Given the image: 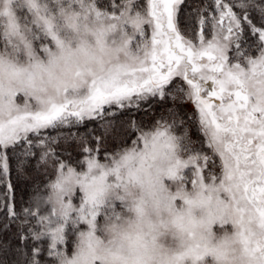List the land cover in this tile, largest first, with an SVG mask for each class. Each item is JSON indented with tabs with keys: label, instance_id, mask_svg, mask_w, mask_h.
Instances as JSON below:
<instances>
[{
	"label": "snow or ice",
	"instance_id": "obj_1",
	"mask_svg": "<svg viewBox=\"0 0 264 264\" xmlns=\"http://www.w3.org/2000/svg\"><path fill=\"white\" fill-rule=\"evenodd\" d=\"M187 4L0 0V264H110L101 222L122 209L142 217L146 199L178 220L179 203L199 207V226L233 229L251 260L264 259V0ZM245 35L258 55L241 50ZM169 99L192 103L199 149L187 128L176 133L175 108L151 124L133 116ZM29 173L54 179L18 203L14 181ZM201 249L196 240L179 264Z\"/></svg>",
	"mask_w": 264,
	"mask_h": 264
},
{
	"label": "clouds",
	"instance_id": "obj_2",
	"mask_svg": "<svg viewBox=\"0 0 264 264\" xmlns=\"http://www.w3.org/2000/svg\"><path fill=\"white\" fill-rule=\"evenodd\" d=\"M88 26H94L90 18ZM90 46L97 56H102L105 63L115 61L116 53L109 49L101 52L96 48L94 40L90 37ZM114 47V46H113ZM135 53V49H132ZM123 59V54H121ZM87 56H81L79 63L84 64ZM175 188L173 187V191ZM193 198H196L195 190L189 189ZM135 199H140L141 193L132 189ZM184 209V218L178 220L174 215L161 213L155 205L146 199L143 216H137L135 212L120 210L118 218L101 222V235L104 244L115 253L117 259L110 264H179L178 257L186 252L199 240L206 244L209 251L201 249V259L196 264H264L257 253V260H251L244 252L242 245L235 239L233 229L217 230L199 226L203 213L199 207H193L189 212L183 203L177 205ZM197 226L193 228V223ZM195 231V239L189 236V232ZM257 231V238L264 242V235ZM78 241H74V248ZM183 264H193L191 258H185Z\"/></svg>",
	"mask_w": 264,
	"mask_h": 264
},
{
	"label": "trees",
	"instance_id": "obj_3",
	"mask_svg": "<svg viewBox=\"0 0 264 264\" xmlns=\"http://www.w3.org/2000/svg\"><path fill=\"white\" fill-rule=\"evenodd\" d=\"M208 2L209 0H188L187 7H184V11L185 13H188L192 11L193 9L200 7L201 3H203L206 6ZM103 10H108V7L105 6ZM258 44H259V41L256 39L255 36L245 35L243 39L241 40V45H242L241 50L251 55H258ZM230 55H231V58L235 60L236 58L235 48H233V50L230 51ZM171 101L172 100L169 99L167 102L157 103L153 101L151 103H145L143 107L144 109L139 112H134L133 116L136 118L142 117L145 123L151 124L153 120L157 119V117H160L161 114L165 112L164 110L165 106L167 107ZM166 103L168 104L165 105ZM177 111H178L177 118H182V120L186 121V124L178 122L177 127H176V133L178 135H182L184 133L185 128H187L189 131V127L193 126L192 131L197 141V145L195 148L199 149L201 147L199 141L203 139V134L199 132L197 129V126L191 122L192 120L191 113L187 112V108L184 103H179V105L177 106ZM88 127L94 129L97 127V125L92 123V124H89ZM49 131L51 132L52 135L57 134L56 130H49ZM69 131L72 134H76L78 131L82 133L86 131V129L83 126H81L79 129L76 127H73L70 130L66 129L65 134ZM112 143L117 145V148H118L119 145L121 144V141L114 140L112 141ZM205 150H206V146H205ZM50 179H54V177H49L47 175H44L43 173L38 176L32 173H29L26 177H23L18 181H14L16 183L15 195L17 198V202L18 203L20 201L27 202L28 200H30L31 197L35 194L37 187H39L42 192L45 191L46 184L50 181ZM2 238L6 242L9 238L8 234L5 233Z\"/></svg>",
	"mask_w": 264,
	"mask_h": 264
},
{
	"label": "rangeland",
	"instance_id": "obj_4",
	"mask_svg": "<svg viewBox=\"0 0 264 264\" xmlns=\"http://www.w3.org/2000/svg\"><path fill=\"white\" fill-rule=\"evenodd\" d=\"M145 27H146V30L150 33V31H151L150 28H148V26H145ZM229 55H230V53H229ZM230 57H231V55H230ZM179 103H181L179 99H177L175 103H173V101H171L169 104L168 103L165 104V105L168 104V106L167 107L165 106V108L166 109H168V108H175L177 110V106L179 105ZM184 104H185V106L187 108V112H189V113L192 114L193 111H194V107H193L192 103L191 102H184ZM165 108H164L165 112L163 114H161V115L167 116L168 114H167ZM159 118L160 117H157V119H159ZM177 120H178V122L179 121H182V123L186 124V121L185 120H182V118H177ZM192 128H193V126L189 127L188 135L191 138V140L194 142L193 143V146L196 147L197 141L195 139V135H194V133L192 131Z\"/></svg>",
	"mask_w": 264,
	"mask_h": 264
}]
</instances>
